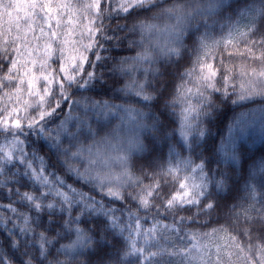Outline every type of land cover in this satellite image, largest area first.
Wrapping results in <instances>:
<instances>
[{"label":"snow or ice","instance_id":"6c2138e0","mask_svg":"<svg viewBox=\"0 0 264 264\" xmlns=\"http://www.w3.org/2000/svg\"><path fill=\"white\" fill-rule=\"evenodd\" d=\"M0 264H264V0H0Z\"/></svg>","mask_w":264,"mask_h":264},{"label":"trees","instance_id":"16d2710c","mask_svg":"<svg viewBox=\"0 0 264 264\" xmlns=\"http://www.w3.org/2000/svg\"><path fill=\"white\" fill-rule=\"evenodd\" d=\"M256 148L259 150L261 148V145L259 143H257Z\"/></svg>","mask_w":264,"mask_h":264}]
</instances>
